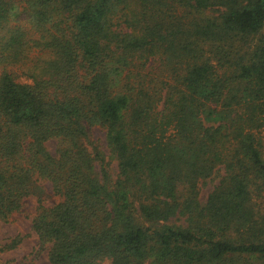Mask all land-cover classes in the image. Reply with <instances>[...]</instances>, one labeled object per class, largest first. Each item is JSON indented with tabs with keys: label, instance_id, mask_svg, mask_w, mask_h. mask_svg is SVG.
I'll return each mask as SVG.
<instances>
[{
	"label": "trees",
	"instance_id": "16d2710c",
	"mask_svg": "<svg viewBox=\"0 0 264 264\" xmlns=\"http://www.w3.org/2000/svg\"><path fill=\"white\" fill-rule=\"evenodd\" d=\"M20 1L0 0V221L35 197L50 264H264V0Z\"/></svg>",
	"mask_w": 264,
	"mask_h": 264
},
{
	"label": "rangeland",
	"instance_id": "374dc122",
	"mask_svg": "<svg viewBox=\"0 0 264 264\" xmlns=\"http://www.w3.org/2000/svg\"><path fill=\"white\" fill-rule=\"evenodd\" d=\"M21 4L20 0H17ZM210 14V12H207ZM19 24L25 28L31 36L34 33L30 30L28 23L24 19H19L13 24ZM264 34V25L260 32L256 35ZM158 64L157 62L155 65ZM22 81H28L25 77H20ZM264 114V113H263ZM262 114V115H263ZM91 139L105 150L104 131L100 127H93L91 130ZM254 134L261 145L262 155L264 157V115L260 118V125L254 128ZM46 147L50 152H53L55 141L49 140L46 142ZM111 171L114 174L116 171V162L111 161ZM223 173L222 168L214 173V175L199 183V198L204 201L208 193L217 184ZM44 188L50 192L49 188ZM56 201L55 197H47L46 203ZM254 204L259 208L261 214H264V196H259L254 199ZM36 201L35 197L28 196L23 204L21 211L15 212L7 221H0V244L9 242L12 238L20 236V242L12 249L5 250L0 253V264H50L46 258L45 250H40L37 244V237L31 228V220L35 214Z\"/></svg>",
	"mask_w": 264,
	"mask_h": 264
}]
</instances>
